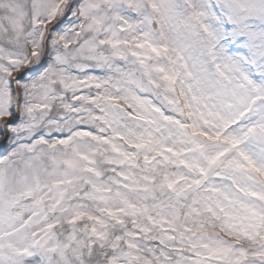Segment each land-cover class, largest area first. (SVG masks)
Segmentation results:
<instances>
[{
	"label": "snow or ice",
	"instance_id": "obj_1",
	"mask_svg": "<svg viewBox=\"0 0 264 264\" xmlns=\"http://www.w3.org/2000/svg\"><path fill=\"white\" fill-rule=\"evenodd\" d=\"M0 264H264V0H0Z\"/></svg>",
	"mask_w": 264,
	"mask_h": 264
}]
</instances>
